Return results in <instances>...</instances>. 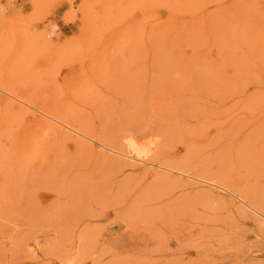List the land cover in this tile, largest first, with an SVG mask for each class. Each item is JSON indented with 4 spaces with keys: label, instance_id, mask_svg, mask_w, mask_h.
Listing matches in <instances>:
<instances>
[{
    "label": "rangeland",
    "instance_id": "rangeland-1",
    "mask_svg": "<svg viewBox=\"0 0 264 264\" xmlns=\"http://www.w3.org/2000/svg\"><path fill=\"white\" fill-rule=\"evenodd\" d=\"M243 200L264 212V0H0V264H264Z\"/></svg>",
    "mask_w": 264,
    "mask_h": 264
},
{
    "label": "bare ground",
    "instance_id": "bare-ground-1",
    "mask_svg": "<svg viewBox=\"0 0 264 264\" xmlns=\"http://www.w3.org/2000/svg\"><path fill=\"white\" fill-rule=\"evenodd\" d=\"M169 1H176V0H169ZM19 100L26 103V100L24 99L22 100L19 99ZM36 117L43 125H45L49 129L50 132L56 134L57 136L67 135L74 137L76 140L82 142L89 141L88 136L78 131L75 128V126L71 123V121H69V119L63 115H58L52 111L41 109V113ZM129 145H130V150L126 151L125 153L121 151H116L114 149L112 151H114L113 153L117 154L119 158L120 157L124 158L133 166L138 164H146V165L151 164L150 167L152 168V170H154L157 173H161L164 175L174 174L176 176L183 175L182 172H179L164 163L162 164L160 162L151 161V159L148 156V153H146L145 151H139L136 145H134L133 141L130 142ZM186 176L190 184L198 187H201L200 184H202V181H205L192 174H186ZM210 185H211L210 187L217 188L216 186H214L215 185L214 183ZM212 191L214 190L212 189ZM243 205H244L243 209L250 215L254 216L258 220V222L264 226V212H261V210H259L256 206L254 207L250 203H247V201H244Z\"/></svg>",
    "mask_w": 264,
    "mask_h": 264
}]
</instances>
